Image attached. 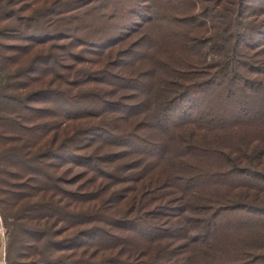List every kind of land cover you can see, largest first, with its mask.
Segmentation results:
<instances>
[{
  "label": "trees",
  "instance_id": "16d2710c",
  "mask_svg": "<svg viewBox=\"0 0 264 264\" xmlns=\"http://www.w3.org/2000/svg\"><path fill=\"white\" fill-rule=\"evenodd\" d=\"M0 228L4 264H264V0H0Z\"/></svg>",
  "mask_w": 264,
  "mask_h": 264
},
{
  "label": "rangeland",
  "instance_id": "374dc122",
  "mask_svg": "<svg viewBox=\"0 0 264 264\" xmlns=\"http://www.w3.org/2000/svg\"><path fill=\"white\" fill-rule=\"evenodd\" d=\"M0 235L2 237L1 239V244L2 246H0V264H4V246H3V243H4V239L5 238V235L3 234V231L2 229L0 228Z\"/></svg>",
  "mask_w": 264,
  "mask_h": 264
}]
</instances>
